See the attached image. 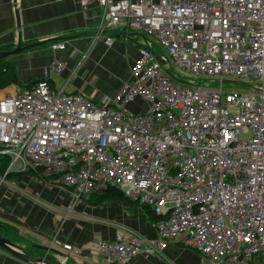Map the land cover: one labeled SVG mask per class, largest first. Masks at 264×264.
I'll return each mask as SVG.
<instances>
[{
  "label": "built area",
  "instance_id": "obj_1",
  "mask_svg": "<svg viewBox=\"0 0 264 264\" xmlns=\"http://www.w3.org/2000/svg\"><path fill=\"white\" fill-rule=\"evenodd\" d=\"M81 1L102 9L92 45L111 46L113 29L125 25L155 36L167 56L141 47L134 82L117 99L54 92L46 79L0 89V156L10 158L0 185L10 171L42 169L38 177L71 198L69 215L93 193L116 187L163 217L155 238L124 229L97 240L104 264L158 255L173 240L211 264L263 258L264 0ZM173 65L192 74L185 86L168 74ZM137 98L146 112L126 109ZM42 245L80 253L56 236Z\"/></svg>",
  "mask_w": 264,
  "mask_h": 264
},
{
  "label": "crops",
  "instance_id": "obj_2",
  "mask_svg": "<svg viewBox=\"0 0 264 264\" xmlns=\"http://www.w3.org/2000/svg\"><path fill=\"white\" fill-rule=\"evenodd\" d=\"M101 16L102 9L94 1L0 0V46L15 49L19 39L22 45L48 41L12 59L23 81L46 79L54 92H81L97 102L103 97L117 99L124 84L134 82L133 67L140 48L147 45L155 49L157 40L149 39L153 35L127 32L121 25L113 29L117 34L111 46L102 41L92 45ZM58 43H64L65 48L54 49ZM54 63L63 64V71L47 75L46 68ZM125 107L130 112L143 113L148 103L137 98ZM71 202L64 190L47 185L43 178L29 174L9 177L0 185V232L24 246L42 245L45 239L56 236L80 249L77 254L54 249L48 258L55 264H104L95 242L111 241L124 229L156 237V223L142 205L120 199L89 205L83 200L69 215ZM30 251L44 254L36 248ZM0 264L28 263L0 247ZM111 264L211 263L183 240H173L158 255H139ZM254 264H264V257Z\"/></svg>",
  "mask_w": 264,
  "mask_h": 264
},
{
  "label": "trees",
  "instance_id": "obj_3",
  "mask_svg": "<svg viewBox=\"0 0 264 264\" xmlns=\"http://www.w3.org/2000/svg\"><path fill=\"white\" fill-rule=\"evenodd\" d=\"M11 49H12V46H9V45L0 46V51H6V50H11ZM36 82L37 81L31 80V79L23 81L19 76L17 65L11 59V57L0 60V89H4L11 85H17L20 88L28 89V88H31ZM9 162H10V158L8 156L6 155L0 156V176L5 175ZM41 172H42V169H38L37 171L31 170L28 174L40 176ZM22 174L23 173L16 174V172L10 171L6 174V177H13L16 175L19 176ZM95 194H94L95 197L92 198L93 196L92 195L89 201L90 203L94 205L101 204L102 202H105L107 200H112V199H120V200L131 202L133 204L142 205L139 203V201L126 197L125 194L116 187H109L108 189L101 191V192H96ZM142 206L147 210V213L151 216V218L155 221V223H157L163 218L161 215L156 214L152 210L151 207L147 205H142Z\"/></svg>",
  "mask_w": 264,
  "mask_h": 264
},
{
  "label": "water",
  "instance_id": "obj_4",
  "mask_svg": "<svg viewBox=\"0 0 264 264\" xmlns=\"http://www.w3.org/2000/svg\"><path fill=\"white\" fill-rule=\"evenodd\" d=\"M16 14H17V9H16ZM19 23H20V20H18V25ZM46 42L48 41H41L38 43L29 44V45H22V40L19 39L17 43V47L15 49L0 51V60L17 55L23 51L35 48L37 46L43 45ZM167 62H169V59H167ZM167 72L170 76H173V73L170 69H167ZM0 247L6 250L11 255H13L14 257L21 259L22 261L28 264H55L53 261H51L48 258L49 253L53 252L54 249L46 247L44 245L34 244L30 246H24L0 233ZM30 248L40 249L44 251V254L36 255L30 251Z\"/></svg>",
  "mask_w": 264,
  "mask_h": 264
},
{
  "label": "rangeland",
  "instance_id": "obj_5",
  "mask_svg": "<svg viewBox=\"0 0 264 264\" xmlns=\"http://www.w3.org/2000/svg\"><path fill=\"white\" fill-rule=\"evenodd\" d=\"M148 37H149L150 40L155 41V37L154 36H148ZM154 48H155V50H159V52H161V53H166V51L159 45L158 42L154 44ZM14 57H15V55L14 56H11V59H13ZM170 77L172 78V80L174 82L178 83L181 86H185L183 82H188L190 79L193 78L192 74H190V73L182 70L177 65H173V76H170ZM198 81H200V80H198ZM210 84L212 86H215L218 83L217 82H210ZM233 87H236V88H245L243 85H240V84H233ZM8 91L11 92L12 89L10 88ZM94 194L95 193L92 194L93 195L92 198L95 197L96 194L95 195ZM86 201H87V204L94 205V204H92V203L89 202L90 201V198L86 199Z\"/></svg>",
  "mask_w": 264,
  "mask_h": 264
}]
</instances>
